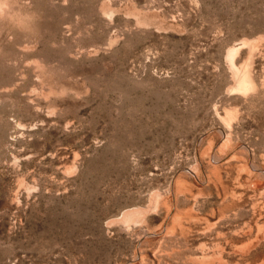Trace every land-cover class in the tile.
Listing matches in <instances>:
<instances>
[{
	"label": "rangeland",
	"instance_id": "rangeland-1",
	"mask_svg": "<svg viewBox=\"0 0 264 264\" xmlns=\"http://www.w3.org/2000/svg\"><path fill=\"white\" fill-rule=\"evenodd\" d=\"M263 227L264 0H0V264H264Z\"/></svg>",
	"mask_w": 264,
	"mask_h": 264
},
{
	"label": "bare ground",
	"instance_id": "bare-ground-1",
	"mask_svg": "<svg viewBox=\"0 0 264 264\" xmlns=\"http://www.w3.org/2000/svg\"><path fill=\"white\" fill-rule=\"evenodd\" d=\"M2 2V1H1ZM2 11V10H1ZM246 42V41H245ZM247 43V42H246ZM243 44L244 45H246L245 43H244V41H243ZM238 50V49H237ZM228 52H227V55H226V58H227V60H229V61H231L230 63V67L231 66H234V65H232L233 64V59H234V53H235V51H236V49H229V50H227ZM237 54V53H236ZM229 63V62H228ZM245 64V63H244ZM243 64V65H244ZM234 68H232V70H233ZM237 71V72H236ZM234 72H236L237 73V78H236V81H235V78H234V83L235 84H233V86H234V90H237V93H238V91L240 92V94H242V92L243 91H245V90H247L248 91V89L249 88H253L252 86H253V84L255 83V81H254V83L252 82V80H251V77L249 76V72H248V69H247V67H246V65L245 66H243V67H241L240 69H237V70H235L234 69ZM235 74V73H234ZM235 76V75H234ZM250 90V89H249ZM251 91V90H250ZM250 91H248V92H250ZM248 92H246V93H248ZM245 93V94H246ZM231 111L229 112V111H226V113H225V115H227L228 116V119L227 120H229V117L231 118ZM226 120V119H225ZM226 120V121H227ZM230 121V120H229ZM228 138V137H227ZM230 138V137H229ZM234 148V147H233ZM222 160V159H221ZM226 160V159H225ZM227 161V160H226ZM248 164V163H247ZM247 166V165H246ZM251 170V169H250ZM154 198H155V196H154ZM157 200V199H156ZM156 203V202H155ZM154 204V203H153ZM139 209H132V210H128V211H126V212H124L123 213V216H124V218H133V221H134V217L136 218V216L138 215V213H139ZM122 216V217H123ZM130 221H132V219L130 220ZM264 228V227H263ZM264 230V229H263ZM262 230V231H263ZM259 234H260V232H258ZM250 234V233H249ZM261 236V235H260ZM258 237V236H257ZM263 238V237H262ZM261 238V239H262ZM260 239V240H261ZM263 240V239H262ZM253 245V244H252ZM237 250V249H236ZM238 252V251H237Z\"/></svg>",
	"mask_w": 264,
	"mask_h": 264
}]
</instances>
